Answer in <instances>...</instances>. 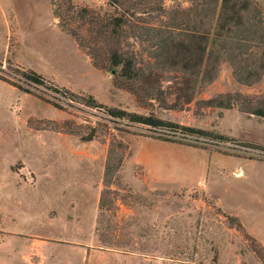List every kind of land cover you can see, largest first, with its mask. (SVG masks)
Here are the masks:
<instances>
[{
	"label": "rangeland",
	"instance_id": "rangeland-1",
	"mask_svg": "<svg viewBox=\"0 0 264 264\" xmlns=\"http://www.w3.org/2000/svg\"><path fill=\"white\" fill-rule=\"evenodd\" d=\"M13 1L20 40L4 45L0 14V77L28 93L0 80V264H264V153L244 147H264V118L200 103L259 95L264 73L241 85L222 63L193 101L170 109L173 73L156 69L165 104L142 105L112 86L115 69L92 67L56 29L49 0ZM190 1L159 0L157 20L178 24ZM252 1L264 18V0ZM73 2L111 12L107 0ZM127 43L141 56L157 51ZM18 68L45 83H22ZM88 96L236 142L161 141L147 126L87 106Z\"/></svg>",
	"mask_w": 264,
	"mask_h": 264
},
{
	"label": "trees",
	"instance_id": "trees-1",
	"mask_svg": "<svg viewBox=\"0 0 264 264\" xmlns=\"http://www.w3.org/2000/svg\"><path fill=\"white\" fill-rule=\"evenodd\" d=\"M153 0H107L111 12H97L73 0H49L50 13L59 31L70 37L76 47L98 70L116 72L112 86L130 94L142 105L165 104L163 75L155 70L173 73L176 105L193 101L197 92L214 80L218 66L227 64L238 84L249 86L264 73V18L252 0H191L188 9L177 17L178 24L159 23L165 11ZM161 1V0H160ZM157 21V22H155ZM157 23V24H155ZM159 23V24H158ZM185 23L186 28L181 26ZM127 40L148 44L156 54L141 56ZM8 62V61H7ZM22 83L43 86L45 80L32 70L20 69ZM0 80L7 82L0 77ZM28 93L19 85L11 84ZM87 106H98L114 119L142 124L161 135L157 139L183 145L194 141L236 142L233 138L182 126L154 117L107 108L87 97ZM201 104L209 108L235 109L245 116L264 118V91L255 96L239 93L219 94ZM187 145V144H184ZM264 153V147L245 144ZM223 217L236 230L243 231L236 217ZM262 252L264 248L260 246Z\"/></svg>",
	"mask_w": 264,
	"mask_h": 264
},
{
	"label": "crops",
	"instance_id": "crops-1",
	"mask_svg": "<svg viewBox=\"0 0 264 264\" xmlns=\"http://www.w3.org/2000/svg\"><path fill=\"white\" fill-rule=\"evenodd\" d=\"M0 14H2L5 19L4 45L6 44V40H7L6 38L10 36L14 37L15 41L20 40L19 39L20 35L18 32L19 26L16 24L17 15H16L14 1L13 0H0ZM19 47H20V44H19ZM203 189L205 191L206 189L205 185L203 186Z\"/></svg>",
	"mask_w": 264,
	"mask_h": 264
}]
</instances>
